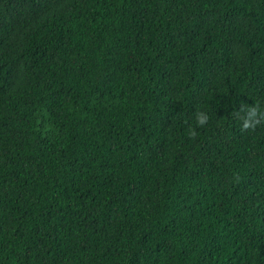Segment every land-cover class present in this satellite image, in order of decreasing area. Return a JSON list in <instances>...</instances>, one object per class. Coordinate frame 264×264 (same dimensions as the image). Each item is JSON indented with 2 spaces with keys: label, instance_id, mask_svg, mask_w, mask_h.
Listing matches in <instances>:
<instances>
[{
  "label": "trees",
  "instance_id": "1",
  "mask_svg": "<svg viewBox=\"0 0 264 264\" xmlns=\"http://www.w3.org/2000/svg\"><path fill=\"white\" fill-rule=\"evenodd\" d=\"M257 105L264 0H0V264H264Z\"/></svg>",
  "mask_w": 264,
  "mask_h": 264
},
{
  "label": "clouds",
  "instance_id": "2",
  "mask_svg": "<svg viewBox=\"0 0 264 264\" xmlns=\"http://www.w3.org/2000/svg\"><path fill=\"white\" fill-rule=\"evenodd\" d=\"M242 111L244 112L242 117L244 129L255 128L260 123V120L264 118V111H261L258 105L242 109ZM208 119L207 114L204 112H199L197 114V123L199 126L206 125ZM191 135H196L194 130L191 132Z\"/></svg>",
  "mask_w": 264,
  "mask_h": 264
}]
</instances>
